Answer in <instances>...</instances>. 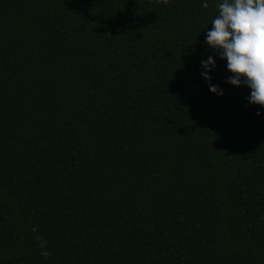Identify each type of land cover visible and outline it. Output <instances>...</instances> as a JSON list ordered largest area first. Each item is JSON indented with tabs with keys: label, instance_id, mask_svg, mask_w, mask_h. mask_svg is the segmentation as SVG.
<instances>
[{
	"label": "trees",
	"instance_id": "16d2710c",
	"mask_svg": "<svg viewBox=\"0 0 264 264\" xmlns=\"http://www.w3.org/2000/svg\"><path fill=\"white\" fill-rule=\"evenodd\" d=\"M216 2L0 0V264H264V108L201 77Z\"/></svg>",
	"mask_w": 264,
	"mask_h": 264
},
{
	"label": "clouds",
	"instance_id": "9594fccd",
	"mask_svg": "<svg viewBox=\"0 0 264 264\" xmlns=\"http://www.w3.org/2000/svg\"><path fill=\"white\" fill-rule=\"evenodd\" d=\"M201 6L208 8V0H202ZM216 9L204 38L212 54L200 61L201 77L211 94L222 97L223 89L212 82L211 73L217 69V58L226 61L230 74L226 83L246 86L250 89L248 103L264 108V0H217ZM256 115L264 113L257 111ZM40 247V255L46 258L44 242Z\"/></svg>",
	"mask_w": 264,
	"mask_h": 264
}]
</instances>
